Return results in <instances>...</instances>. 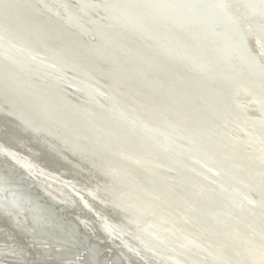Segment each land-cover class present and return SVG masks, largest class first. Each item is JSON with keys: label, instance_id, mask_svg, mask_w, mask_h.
I'll list each match as a JSON object with an SVG mask.
<instances>
[{"label": "water", "instance_id": "95a60500", "mask_svg": "<svg viewBox=\"0 0 264 264\" xmlns=\"http://www.w3.org/2000/svg\"><path fill=\"white\" fill-rule=\"evenodd\" d=\"M251 99L264 112V0H0V137L28 141L0 147L95 190L143 264L264 262ZM0 195L57 264L134 260L2 155Z\"/></svg>", "mask_w": 264, "mask_h": 264}, {"label": "bare ground", "instance_id": "6f19581e", "mask_svg": "<svg viewBox=\"0 0 264 264\" xmlns=\"http://www.w3.org/2000/svg\"><path fill=\"white\" fill-rule=\"evenodd\" d=\"M76 7V6H75ZM95 22H91L89 23L90 25H94ZM251 106V110L255 111L257 113V115H254V119L255 121L259 124V125H263L264 124V112L259 108L258 104L256 102L253 101V99L250 100V105ZM241 134H243L242 132L239 133V137L243 140H241V142H243V144L245 145V148H247V150L249 151V154H251V149H252V142H250V134L249 133H244L243 136H241ZM234 139L236 140L237 139V136L234 137ZM8 142V143H12V145H15L16 147L18 146H21V147H24L23 145H25V143H27V139L23 138V137H20L18 139H10V137L8 136H5V137H0V142ZM25 148V147H24ZM27 149V148H26ZM27 151L30 153V154H19L21 157L23 158H18V157H12L13 154L12 153H9L8 151L2 149L0 147V156H7L11 159H13L17 164H19V166H21L22 168L26 169L28 174L29 175H32V177H35L36 180L45 187V189L54 197H56V200L68 205V207H71L73 205V203L75 204L76 202H81L82 205H84V207L87 209V211H89L90 213H93L95 215L97 219V223L99 224V226L103 229V231L106 233L108 239H111L112 240V244L114 243L116 246L120 247L121 251L122 250H126L128 252H130L132 255V257L134 258V260L130 259L131 255H126V257L128 259H130L129 261V264H143V262L139 259H137L136 257V249H134L133 246H130V244L126 243L124 239L121 238L120 235H118L116 232H114L112 229H111V225L109 223V221L106 219L107 215L106 214H102V210L104 209L105 207V202H103L101 199H99L98 197L95 196V190H93L92 188H86V189H82V188H79L76 186V182H79L78 179H76L75 177H73L69 171H66L64 169H60L59 171H49V170H44V169H48V168H44V165L39 163V161L31 158L30 155H33L36 157H39L40 156V153L38 151H35L31 148H28ZM18 154V153H17ZM86 154V153H84ZM39 155V156H38ZM42 156V155H41ZM41 158V157H40ZM71 162H74V163H78L74 160H69ZM42 162L45 163L44 159H42ZM79 164V163H78ZM47 186H49L48 189ZM111 187V185H109ZM19 196V195H18ZM23 200V202L25 201V199L21 198ZM89 200H91L93 202V206L91 205V203L89 202ZM9 199L6 198L4 199V202H2L4 204L5 207H8V203H9ZM99 203L98 205H96V203ZM22 202V203H23ZM95 203V204H94ZM101 205H103L104 207H102ZM4 207V208H5ZM99 207V208H98ZM22 212V211H21ZM18 215L21 214L20 211L17 213ZM9 215V214H8ZM25 215V214H24ZM35 216L37 215V213L34 214ZM33 216V215H32ZM27 217V216H26ZM1 218V217H0ZM84 218V217H83ZM82 220L84 222H86V225L88 224H93V222L91 220H89L88 218H84ZM3 219V218H2ZM23 219V218H22ZM8 220V219H7ZM26 220V219H25ZM86 220V221H85ZM1 223H2V220H0ZM94 221H96L94 219ZM6 222V220H5ZM4 222V223H5ZM25 222V221H24ZM8 223V222H7ZM10 223V221H9ZM12 225V223H10ZM9 224V226H11ZM29 225V224H28ZM2 226V225H0ZM5 226V224H4ZM8 226V224H7ZM13 226V225H12ZM20 226V225H19ZM90 226V225H89ZM10 228V227H9ZM8 228V229H9ZM14 228V227H13ZM17 228V226H16ZM19 228V227H18ZM22 228V227H21ZM12 229V228H11ZM13 230V229H12ZM2 231V230H1ZM0 231V232H1ZM15 231V230H14ZM4 233V232H3ZM11 233V232H10ZM1 234V233H0ZM14 234V233H13ZM27 234V233H25ZM12 235V234H11ZM15 235V234H14ZM13 235V236H14ZM24 235V233H23ZM139 235V234H137ZM2 236H5L2 235ZM8 235L6 234V237ZM17 236V235H15ZM1 237V236H0ZM12 237V236H10ZM137 237V236H136ZM27 238V237H26ZM1 239V238H0ZM11 239V238H10ZM9 239V240H10ZM3 240V239H2ZM5 240V239H4ZM20 240V239H19ZM116 240H119L116 241ZM14 241V240H13ZM25 241V239H24ZM3 242V241H1ZM16 242V241H15ZM27 242L30 244L31 242L34 243L33 241L30 242L29 239H27ZM6 243V242H5ZM27 243V244H28ZM9 244V243H8ZM12 244V243H11ZM26 243H24V245H27ZM28 244V245H29ZM38 244V243H37ZM6 245V244H5ZM21 245V244H20ZM19 245V246H20ZM8 246V245H6ZM15 246V244H14ZM33 246V245H32ZM17 247H18V243H17ZM23 247V246H22ZM35 247V246H34ZM37 248V246H36ZM34 248V250L36 249ZM46 248V247H45ZM108 248V247H107ZM16 249V248H15ZM18 249V248H17ZM27 249V247L25 248ZM109 249V248H108ZM22 250V249H20ZM32 250V249H31ZM38 250V249H37ZM3 251V250H2ZM23 251V250H22ZM120 251V252H121ZM24 252V251H23ZM34 253V251H32ZM36 252V251H35ZM7 253V252H6ZM4 253V254H6ZM11 253V252H10ZM18 253V252H17ZM25 253V252H24ZM40 253V252H39ZM42 253H45V252H42ZM41 253V254H42ZM19 254V253H18ZM28 254V253H27ZM123 254H125L123 252ZM3 255V253L1 254ZM0 255V257H1ZM7 255V254H6ZM16 255V254H15ZM21 255V254H19ZM35 254H33V258L35 259L34 257ZM37 255V254H36ZM14 256V255H13ZM22 256V255H21ZM27 256V255H26ZM7 257V256H6ZM10 257V256H9ZM8 257V259H9ZM17 257V256H16ZM44 258V254L42 256ZM42 257L40 256V259H42ZM51 257V256H50ZM38 258H39V255H38ZM12 259V258H11ZM16 259V258H15ZM32 260V259H31ZM36 260V259H35ZM38 260V259H37ZM47 260V259H46ZM136 260V261H135ZM11 261V260H10ZM24 261V260H23ZM52 261V260H50ZM22 262V260H21ZM45 262V261H43ZM47 262V261H46ZM9 262H7L8 264ZM33 263V262H32ZM40 263V262H39ZM5 264V263H4ZM11 264V263H10ZM13 264V263H12ZM28 264V263H27ZM36 264V263H35ZM41 264V263H40ZM50 264V263H49ZM53 264V263H51ZM73 264V263H72ZM77 264V263H76ZM149 264V263H148ZM264 264V262L262 263Z\"/></svg>", "mask_w": 264, "mask_h": 264}, {"label": "rangeland", "instance_id": "374dc122", "mask_svg": "<svg viewBox=\"0 0 264 264\" xmlns=\"http://www.w3.org/2000/svg\"><path fill=\"white\" fill-rule=\"evenodd\" d=\"M4 202V198L0 195V220H2V223L0 221V255L3 253V255H1L0 257V264H7V262H9L8 264H57L53 259L52 257L48 258V257H45L44 258L42 257L43 254H45L46 252H48V247L46 246V244H37V242H34L33 240H30L33 241L34 243H28L27 242V239L28 237L25 235V233H27L30 229V224L28 225V221H27V217L26 215H24L25 213L24 212H21V214H17L16 212H12L10 210H8V208H6L4 206V204L2 203ZM5 207V208H4ZM9 214V215H8ZM3 218V219H2ZM23 218V219H22ZM8 219V220H7ZM26 219V220H25ZM6 220V222H5ZM12 223V225L9 223ZM25 221V222H24ZM5 222V223H4ZM8 222V223H7ZM5 224V226H4ZM8 224V226H7ZM9 224L11 226H9ZM20 225V226H19ZM17 226V228H16ZM10 227V228H9ZM14 227V228H13ZM19 227V228H18ZM22 227V228H21ZM9 228V229H8ZM13 230H12V229ZM15 230V231H14ZM4 232V233H3ZM11 232V233H10ZM17 235V236H15ZM24 233V235H23ZM5 236H2L4 235ZM6 234L8 235L6 237ZM12 234V235H11ZM14 235V236H13ZM12 236V237H10ZM27 237V238H26ZM11 238V239H10ZM3 239V240H2ZM5 239V240H4ZM10 239V240H9ZM20 239V240H19ZM25 239V241H24ZM31 239V238H30ZM14 240V241H13ZM3 241V242H1ZM16 241V242H15ZM6 242V243H5ZM9 243V244H8ZM12 243V244H11ZM17 243H18V247H17ZM24 243H28L27 245H24ZM8 246H6V245ZM15 244V246H14ZM21 244V245H20ZM20 245V246H19ZM33 245V246H32ZM23 246V247H22ZM35 246V247H34ZM37 246V248H36ZM27 247V249H25ZM46 247V248H45ZM16 248V249H15ZM18 248V249H17ZM34 248H36L34 250ZM22 249V250H20ZM32 249V250H31ZM38 249V250H37ZM3 250V251H2ZM34 251V253L32 252ZM36 251V252H35ZM7 252V253H6ZM11 252V253H10ZM21 254V255H19ZM40 252V253H39ZM42 252H45V253H42ZM6 253V254H4ZM28 253V254H27ZM42 253V254H41ZM16 254V255H15ZM33 254L35 259L33 258ZM37 254V255H36ZM14 255V256H13ZM27 255V256H26ZM38 255H39V258H38ZM7 256V257H6ZM10 256V257H9ZM17 256V257H16ZM40 256L42 257V259H40ZM9 257V259H8ZM12 258V259H11ZM16 258V259H15ZM32 259V260H31ZM38 259V260H37ZM47 259V260H46ZM11 260V261H10ZM22 260V262H21ZM24 260V261H23ZM52 260V261H50ZM45 261V262H43ZM47 261V262H46ZM33 262V263H32ZM40 262V263H39ZM67 264H71V263H67Z\"/></svg>", "mask_w": 264, "mask_h": 264}]
</instances>
